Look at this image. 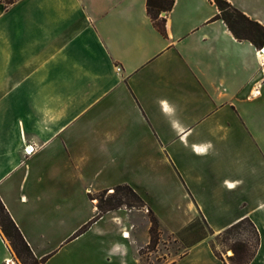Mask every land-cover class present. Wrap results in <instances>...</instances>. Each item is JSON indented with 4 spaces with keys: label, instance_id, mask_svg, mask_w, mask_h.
Returning a JSON list of instances; mask_svg holds the SVG:
<instances>
[{
    "label": "crops",
    "instance_id": "1",
    "mask_svg": "<svg viewBox=\"0 0 264 264\" xmlns=\"http://www.w3.org/2000/svg\"><path fill=\"white\" fill-rule=\"evenodd\" d=\"M227 1L264 27V0ZM217 13L175 0L162 34L145 0H0V200L41 264H230L211 242L243 218L264 264V42ZM117 185L143 206L78 232Z\"/></svg>",
    "mask_w": 264,
    "mask_h": 264
},
{
    "label": "trees",
    "instance_id": "2",
    "mask_svg": "<svg viewBox=\"0 0 264 264\" xmlns=\"http://www.w3.org/2000/svg\"><path fill=\"white\" fill-rule=\"evenodd\" d=\"M174 1L175 0H145L146 12L155 27L162 34L165 33V29L164 19L160 14L162 12L170 10L173 6ZM214 3L218 9V13L215 15V18L222 19L223 22L227 25L228 29L237 39L249 40L257 47L263 44L264 27L259 22L249 18L227 0H214ZM104 193L105 190L101 192L97 202L98 214L83 226H81L78 232L85 230L92 221L97 219L103 212L107 210L116 209L122 206L136 208H141L143 206L142 199L128 185L115 186L113 188V193L107 196H104ZM148 215L151 222V226L149 229L150 243L148 246H154L158 238L159 224L157 218L151 211H148ZM196 222H198V219L190 223L184 230L188 229L192 226L193 223ZM243 223L247 224L252 229L254 234V244L250 246L248 244V240L245 239L235 240L229 246V248L232 250V254L227 256L229 257L228 260L230 264H248V262L255 254L259 243V236L255 226L248 218H243L231 224L229 227L215 236V238L217 239L219 237H222V235H225L221 240V243H223L228 239V237H230V235L238 232L239 229L242 228L241 226ZM203 226L204 230L194 241H198L206 237L208 233H212L206 224H203ZM0 231L9 242L12 251L20 261V264H41L42 259L39 260L34 256L21 231L11 218L1 200ZM211 248L214 251L215 255L222 259L221 253L216 250L214 242H211Z\"/></svg>",
    "mask_w": 264,
    "mask_h": 264
},
{
    "label": "rangeland",
    "instance_id": "3",
    "mask_svg": "<svg viewBox=\"0 0 264 264\" xmlns=\"http://www.w3.org/2000/svg\"><path fill=\"white\" fill-rule=\"evenodd\" d=\"M101 192H97L95 194V198L94 200L96 202H98V199L100 197ZM242 228L239 229L238 232L233 233L232 235H230V237H228L227 240H225L223 243H221L222 239L224 238L225 235H222V237L219 238H215L214 237V244L215 246H219L220 250H221V256L223 258L231 255L232 250L229 248V246L235 241V240H248V244L251 246L254 244V234L252 229L245 223L242 224L241 226ZM159 230H161L159 228ZM204 230V226L203 224L199 221L196 223H193L191 227H189L188 229L181 231V234H179V239H181V241H183V243H187V242H192L194 241L196 238H198V236L201 234V232ZM183 232V233H182ZM218 251V250H217ZM142 253V258L143 259H148L149 253H148V249L144 248L141 250ZM13 257L15 260L19 261V259L16 257L15 253L13 252ZM20 263V261H19Z\"/></svg>",
    "mask_w": 264,
    "mask_h": 264
},
{
    "label": "built area",
    "instance_id": "4",
    "mask_svg": "<svg viewBox=\"0 0 264 264\" xmlns=\"http://www.w3.org/2000/svg\"><path fill=\"white\" fill-rule=\"evenodd\" d=\"M160 15H162V14H160ZM259 51H260L261 54L264 55V47H262ZM33 149H34L33 145H27V146H25L23 148V151H24L25 154H30L33 151ZM109 192H113V189H110Z\"/></svg>",
    "mask_w": 264,
    "mask_h": 264
},
{
    "label": "water",
    "instance_id": "5",
    "mask_svg": "<svg viewBox=\"0 0 264 264\" xmlns=\"http://www.w3.org/2000/svg\"><path fill=\"white\" fill-rule=\"evenodd\" d=\"M161 14H164V12H162Z\"/></svg>",
    "mask_w": 264,
    "mask_h": 264
}]
</instances>
